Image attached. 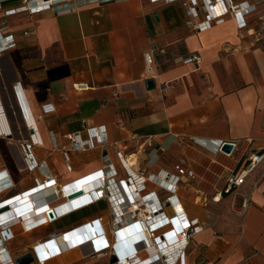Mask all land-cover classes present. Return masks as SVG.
<instances>
[{"label": "crops", "instance_id": "0c3cea01", "mask_svg": "<svg viewBox=\"0 0 264 264\" xmlns=\"http://www.w3.org/2000/svg\"><path fill=\"white\" fill-rule=\"evenodd\" d=\"M248 1L256 9L246 15V27L225 16L194 32L186 25L181 1L65 0L38 13L7 14L23 0H0V28L16 40L0 54V101L10 130L0 133V201L37 191L46 174L66 183L100 169L103 149L74 151L68 135L93 138L94 128L102 125L108 136L105 149L120 176L126 173L115 145L131 154L147 139L154 147L137 153L135 170L176 174V166L183 165L193 171L182 177L177 191L188 216L202 226L188 246L185 264H264V159L241 184L225 191L251 152L264 145V0ZM70 4L77 9L61 11ZM147 51L154 57L151 70ZM148 79L155 81L153 88L147 87ZM16 85L24 97L17 96ZM47 103L54 108L46 110ZM34 132L39 165L31 170L22 142ZM231 140L239 145L229 155L220 147ZM5 180L9 184L4 186ZM39 195L37 205L49 196ZM21 208L20 215L0 226V232L11 226L13 237L5 246L12 257L28 252V231H49L30 237L33 250L52 232L104 214L78 217L65 228L54 229L53 222L31 228L27 222L44 215H28V199ZM84 251L64 250L44 264L110 263L109 257Z\"/></svg>", "mask_w": 264, "mask_h": 264}, {"label": "built area", "instance_id": "2783aa9c", "mask_svg": "<svg viewBox=\"0 0 264 264\" xmlns=\"http://www.w3.org/2000/svg\"><path fill=\"white\" fill-rule=\"evenodd\" d=\"M62 1L65 0H23L21 5L8 9L6 13L12 14L22 11H28L32 14L38 13L51 9ZM166 1H181L187 14L186 25L194 32L211 28L225 16L235 19L238 26L244 28L247 26L246 15L256 9V5L250 3L248 0L240 2L234 0ZM76 9L77 5L70 4L65 10L61 11H74ZM3 30V28H0V54L16 45L14 34H5ZM144 58L147 69L151 70L154 64L152 51H147ZM193 58L199 60L200 57L194 55ZM18 85L15 86L17 96L20 98L22 94L24 97L22 90L21 92L19 91L20 86ZM84 86V84H75L76 88H83ZM44 108L52 110L54 105L47 103L44 105ZM3 117L0 101V133L8 134L10 132V130L8 131V123L4 121ZM68 138L74 151H85L100 146L103 149L104 164L100 169L86 175L94 183L90 201L84 202L77 208L68 209L62 214L56 213L57 206H52L50 209H47L48 213H53V219H49L50 221L48 222L50 223L53 220H57L78 209L100 201L107 202L108 210L106 214H100L86 224L52 232L48 238L61 236L62 234V236H65L67 233L74 232L83 227L96 228L99 239L90 243V246L93 248V251L88 254L90 257H109V264H185L188 246L195 234L202 230V226H200L198 219L188 216L181 204L177 191L182 177L192 176L193 171L188 170L183 165L176 166L178 170L176 174L164 171L163 173L145 175L143 172L135 170L134 166L138 163L137 153L141 152L145 147H154V142L147 139L141 144L139 150L131 154H127L125 148L123 149V147L115 145L117 159L121 168L126 173L125 176H120V171L105 149L108 136L104 126L101 125L94 128L93 138L82 139L79 132L70 133ZM38 142L35 139V132L31 134L30 141L22 142L25 164L31 170L36 169L39 165L33 151V146ZM225 143L232 145L229 152L223 150ZM238 145L239 141L237 140L227 141L222 143L220 150L231 155ZM133 156H135L134 159ZM263 159L264 145L260 149L251 152L240 174L229 178L225 191L229 192L233 185L241 184L247 173L256 168ZM66 160L67 162L69 161L67 155ZM127 163L137 173V176L130 171ZM68 167L71 168L69 162ZM137 178L143 179V182H138ZM79 180L77 178L70 182L61 183L57 181L56 177L46 174L42 181H45L48 187H54L57 197L50 204L54 205L55 202L65 204L69 198H76L79 191L75 188L74 183ZM149 181L153 182L157 188H149ZM39 182V179L36 178V183ZM2 184L5 186L9 183L5 180ZM21 196L28 197V193H19L17 198ZM6 202V200L0 201V207ZM8 204L10 205V203ZM8 211L0 214V226L3 225L1 223L7 221L8 217L3 218V216ZM48 222L45 219L39 222L31 220L27 222V225L29 224L31 228H36ZM10 227L9 224H6L0 232V264H17V257L10 256L5 246L6 241L13 237ZM126 233H129V235L126 236ZM75 247L81 248L79 243L73 242L65 245L62 251ZM62 251L57 254L62 253ZM112 256L116 257L114 262H111ZM48 257L53 256L50 255ZM47 258L41 259L38 262L36 260V262L44 264Z\"/></svg>", "mask_w": 264, "mask_h": 264}, {"label": "bare ground", "instance_id": "6f19581e", "mask_svg": "<svg viewBox=\"0 0 264 264\" xmlns=\"http://www.w3.org/2000/svg\"><path fill=\"white\" fill-rule=\"evenodd\" d=\"M21 103H22L21 105L22 109H24L25 114L28 117V121L32 122V116H31L30 110L28 109V107H26V104H24L23 101H21ZM36 137L37 136H35V139L39 140ZM127 165L130 171L135 176H137L136 175L137 173H135L133 169L129 166L130 164L127 163ZM78 179L80 180L75 182L74 186L75 188L78 189L79 194L74 199L69 198L67 203L63 204L62 202H55L54 205H51L50 202L55 201L57 199L55 191H54V187H48L45 181H41L40 184L38 185L37 191L36 190L31 191V192L28 191V197L21 196L17 198V200L15 201H10V202L7 201L4 205H8V206L11 205V208L8 211V213H6V215L3 216V218H7L9 216L10 218L17 217L18 215H20L21 209H22L21 208L22 203L26 201L27 199H28V210H29L28 215L41 211L47 222L50 221L49 219H53V215L50 214L51 212L48 213L49 211H47V209H50L52 206H57L56 213L62 214L68 209L77 208L81 206L84 202H89L90 199L92 198V191H93L92 189L94 187V183L93 181H91L90 177L86 175ZM137 179H138V182H143V179H140V178H137ZM39 193H41V195L49 194V196H47L48 197L47 200L41 205L36 204L37 196L35 195H38ZM217 199H220V196H218ZM8 203H10V205ZM13 212L17 214H14ZM62 235L54 236L51 238H45V239H41L37 241V243L33 247V250L31 251L35 259L36 260L38 259V261H40L41 259H45L50 255L57 256L56 254L62 251L65 245H68L69 243H73V242L79 243L80 246L84 248L85 255H88L91 251H93V248L90 246V243L93 241H98L99 239L97 237L96 228H88V227L77 229L71 233L69 232L65 236H62ZM127 235H129V233H126V236ZM39 247L40 249H38Z\"/></svg>", "mask_w": 264, "mask_h": 264}, {"label": "rangeland", "instance_id": "374dc122", "mask_svg": "<svg viewBox=\"0 0 264 264\" xmlns=\"http://www.w3.org/2000/svg\"><path fill=\"white\" fill-rule=\"evenodd\" d=\"M147 147H145L142 151L146 150ZM142 151L140 152V154L142 153ZM135 158V156H133V159ZM138 159H139V155H138ZM148 184H152L155 186V184L153 182H148ZM149 186V185H148ZM107 210H108V207H107V204L106 202L102 201V202H99V203H94L93 205H90L88 207H85L79 211H76L64 218H61L59 220H53V225L52 227L55 229L57 228L58 226H61V227H67L69 226V224H71L72 222H74L76 220V218L78 217H82V216H85V215H94V214H98V213H104L106 214L107 213ZM49 231H41V230H37V231H28V252L32 251V241L30 239V237H35V238H39L40 236L42 235H45L47 234ZM26 234V233H25ZM23 233V235H25ZM31 264H38L37 262H33Z\"/></svg>", "mask_w": 264, "mask_h": 264}, {"label": "water", "instance_id": "95a60500", "mask_svg": "<svg viewBox=\"0 0 264 264\" xmlns=\"http://www.w3.org/2000/svg\"><path fill=\"white\" fill-rule=\"evenodd\" d=\"M146 84H147V87L150 89V88H153L155 86V81L153 79H148L146 81ZM232 148V145L229 144V143H225L224 146H223V150L229 152ZM10 209V206L8 205H2L0 207V214L2 212H5V211H8ZM51 215H53V213L51 212L50 213ZM116 260V257L115 256H112L111 257V262H114ZM36 262V259L35 257L33 256V253L30 251V252H27V253H24L20 256H18L16 258V263L17 264H31L33 262Z\"/></svg>", "mask_w": 264, "mask_h": 264}]
</instances>
